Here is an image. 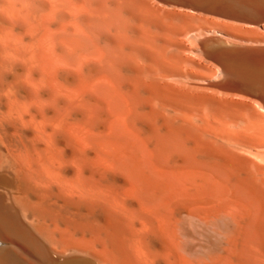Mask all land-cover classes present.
<instances>
[{
    "label": "bare ground",
    "instance_id": "6f19581e",
    "mask_svg": "<svg viewBox=\"0 0 264 264\" xmlns=\"http://www.w3.org/2000/svg\"><path fill=\"white\" fill-rule=\"evenodd\" d=\"M206 2L264 18L263 0L0 12L31 46L15 59L0 49V264H184L186 218L221 215L236 228L211 263L264 264V167L245 155L264 148V97L242 89L264 94V63L208 50L225 43L198 25Z\"/></svg>",
    "mask_w": 264,
    "mask_h": 264
},
{
    "label": "rangeland",
    "instance_id": "374dc122",
    "mask_svg": "<svg viewBox=\"0 0 264 264\" xmlns=\"http://www.w3.org/2000/svg\"><path fill=\"white\" fill-rule=\"evenodd\" d=\"M206 3H207V5H204L205 8L203 7L201 10H194L195 12H197V14H199V13L201 14L200 17L202 18V20H200L199 23L201 22L202 24L200 23L198 25H204V27H206V29H208L210 31H213V34L211 36L209 35L210 37L207 36L206 39L209 38L210 40H215V41L221 39L225 43L224 45H221V44H218L217 43L216 44L217 46L216 45L209 46L208 50L210 52H213L215 50H220V49H222V50H233L234 52H238V53H240L241 50H242V52L240 54L242 55V53H244L243 54L244 57L249 58L250 60L253 58L254 62L255 61L256 62L257 61L258 62L259 61L261 62L262 61L264 63V54H263L264 53V18H263L262 21L259 22L258 21L259 19L253 18V17L249 16L248 14H244V13H239V12H235V11H231V10H224V9H222V6L225 3H223V4H222V2H214V3L213 2H206ZM208 3H209V5H208ZM263 3H264V0H263ZM227 5L228 4H226V6ZM223 23H225V24H223ZM225 33L232 34L233 37L235 36L234 37L235 39H239V40H235L233 38H231L230 40H228V39H226V37H220V35L225 34ZM240 41H244V42L240 43ZM237 47H240V48L237 49ZM242 48H245V51ZM246 50H248V51L250 50V51L248 52ZM253 50H254V53L255 54L254 53H251ZM256 50L259 53L256 52ZM260 51L262 52V54L260 53ZM246 54H247V56H245ZM253 60H251V61H253ZM217 65L220 66V64H217ZM220 67L222 68V66H220ZM216 70H218V69H216ZM218 73H219V71L214 74V76H216L215 78L213 76V80L216 81V82L221 79V75H219L220 73L219 74ZM222 79H223V77H222ZM222 81L223 80L218 81V82H222ZM242 89H244V90L247 89V92L248 93L246 95H248V97L252 96L251 98H254V99L256 98L255 100H259L260 101L261 99L259 97L260 96H263L264 97V94L263 95L260 94L257 89L250 88V87H244ZM252 91H253V95H252ZM249 92L251 93V95H250ZM255 92H257V93H255ZM262 103L264 104V101ZM260 151H262V152H260V154L261 153L262 154L259 155V156L258 155H254V154L251 155L250 153L249 154L248 153H245V155L247 154L248 155V156L246 155L247 158L249 157V159H251L253 162H255L257 164L260 163L261 166L264 167V156H262V155H264V148H262V150L260 149ZM258 158L259 159L262 158V159L259 161ZM234 208L235 207L232 206L231 209L229 210V211H232L231 212L232 214H233V210L235 211V209H236V208L235 209ZM229 211H227L225 213L226 214L229 213V215L231 216V214H230ZM232 216H231L230 219H228V215H227V216L224 217V220H222L223 219V215H221L218 219H221L222 222L219 221L218 219H214V220H208V222L206 221L207 224L205 223V221H204L205 224H203V222H200V221H195V220H191V219H188V218H186L187 220H185V218H182L186 222L189 220V224L187 225L186 223H183V221H181V223H183V225H182L183 231H181L182 229L180 230L181 223L178 226L179 229L177 228L178 231L179 230L181 231L180 233H177V236H179L182 232L183 233H186V235L185 234L182 235L183 234L182 233L181 236L178 237L177 241L179 240V242H181V244L178 242L179 243L178 249L181 251V248H182V249L187 250L188 252L185 253V250H183L184 252L181 251L183 253L182 254L183 256L182 255L180 256L181 253L179 255L177 253L176 256L178 255L180 258L181 257H184L185 259L184 258H181V259L186 260V261L182 260L184 264H187V262H189L188 264H213L211 262H215V261H212V259L214 260V258L217 259V258H219V256L221 257L222 255L225 256V258H226L228 256V253L227 254L226 253H222V251L224 249L223 245L226 246L225 245L226 244L225 241H228L233 236L232 234H234L233 232H234V230L236 228V224L234 225L235 222H234ZM192 221H193V224L192 225L195 228L194 227L192 228V226H191ZM209 221H210V223L213 222L211 224L212 227L209 225ZM223 221H225V223ZM231 221H232L233 224H230ZM228 222H229V224H228L229 226L226 225V223H228ZM184 224H186V225H184ZM218 224H220V225H218ZM197 225H198V227L196 228ZM200 225H204V226L209 225V227H211V230H209V227L208 226H206V228H204V226H202V228H201L202 230L200 231V227H201ZM224 225H226V226L224 227ZM227 226L229 228L230 227L231 228L229 229ZM190 227L192 229L189 230ZM185 228H188V229H185ZM218 228H220V229H218ZM232 228H233V230H232ZM184 229H185V232H184ZM224 229H226V231H224V233L226 232V234H228V236H229L228 237L226 235V238L225 239L223 238L224 236L223 237L221 236L222 233H218V230H222L223 231ZM209 231H211V232H209ZM228 231H230L229 232L230 234L227 233ZM188 232H189V234H188ZM216 233H218V234H216ZM224 233H223V235H224ZM208 235H209V237H208ZM219 235L221 236V238H220ZM215 236L217 238H215ZM181 237L185 241H183V240H182L183 242L180 241L181 240ZM202 238H204L205 240L202 239ZM185 242L187 243V247L186 248L183 247V246L186 245V244L183 245V243H185ZM222 243H225V244H222ZM180 246H182V247L179 248ZM187 248H189L191 250H189ZM217 249L218 250H221L222 249V251L217 252L216 251ZM214 251H216V252L215 253H212ZM173 254H175V253H173ZM221 258H223V257H221ZM205 260H206V262L204 263ZM217 261L219 262V260H217ZM220 261H221V259H220ZM218 262H216L214 264H217Z\"/></svg>",
    "mask_w": 264,
    "mask_h": 264
},
{
    "label": "clouds",
    "instance_id": "9594fccd",
    "mask_svg": "<svg viewBox=\"0 0 264 264\" xmlns=\"http://www.w3.org/2000/svg\"><path fill=\"white\" fill-rule=\"evenodd\" d=\"M27 9L25 0H4L0 5V12L8 14L11 19L15 14H23ZM48 17L54 15V11L45 14ZM30 45L23 43V37L16 34L12 29L0 28V49H4V57L8 59H15L16 53L21 48H29Z\"/></svg>",
    "mask_w": 264,
    "mask_h": 264
}]
</instances>
